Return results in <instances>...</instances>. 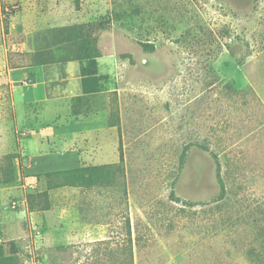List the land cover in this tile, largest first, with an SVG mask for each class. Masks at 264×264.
Instances as JSON below:
<instances>
[{
  "label": "rangeland",
  "instance_id": "obj_1",
  "mask_svg": "<svg viewBox=\"0 0 264 264\" xmlns=\"http://www.w3.org/2000/svg\"><path fill=\"white\" fill-rule=\"evenodd\" d=\"M106 15L103 58L35 65L39 34ZM12 153L0 258L14 242L21 264H264V0H0V157ZM121 155L120 187L43 177ZM42 192L50 208L32 211Z\"/></svg>",
  "mask_w": 264,
  "mask_h": 264
},
{
  "label": "trees",
  "instance_id": "obj_2",
  "mask_svg": "<svg viewBox=\"0 0 264 264\" xmlns=\"http://www.w3.org/2000/svg\"><path fill=\"white\" fill-rule=\"evenodd\" d=\"M112 24L111 17L106 15L100 19L65 28H56L47 30L35 38V65L45 66L54 64H66L72 62H82L88 60L100 59L103 57L99 47V40L96 35L98 30H106ZM146 52H154L153 44H142ZM12 69H18L12 66ZM119 110L115 106L112 108L109 125L119 126ZM188 148L185 149L181 161L185 164ZM216 161V177L220 186L218 201L225 199L227 189L221 175L219 160ZM21 166L19 155L12 153L0 157V187L16 186L20 179ZM49 190L60 189L64 187L74 188H100V187H120L125 178V167L123 156L119 164L108 166H95L80 169L64 170L61 172L48 173L43 175ZM39 195L40 200L35 203L30 196L29 206L32 211H44L50 208V199L47 192ZM176 201H180L178 198ZM131 241V230L128 232ZM253 255V253H252ZM254 260L258 257L252 256ZM259 261V260H258ZM133 264V258L131 257ZM0 264H21L20 252L14 242L11 243L9 253L0 258Z\"/></svg>",
  "mask_w": 264,
  "mask_h": 264
},
{
  "label": "crops",
  "instance_id": "obj_3",
  "mask_svg": "<svg viewBox=\"0 0 264 264\" xmlns=\"http://www.w3.org/2000/svg\"><path fill=\"white\" fill-rule=\"evenodd\" d=\"M103 58V57H102ZM73 63V62H72ZM19 69V68H18ZM12 70H17V69H12Z\"/></svg>",
  "mask_w": 264,
  "mask_h": 264
}]
</instances>
